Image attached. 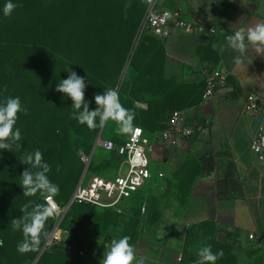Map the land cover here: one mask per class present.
Segmentation results:
<instances>
[{"label": "rangeland", "instance_id": "374dc122", "mask_svg": "<svg viewBox=\"0 0 264 264\" xmlns=\"http://www.w3.org/2000/svg\"><path fill=\"white\" fill-rule=\"evenodd\" d=\"M12 2L20 6L5 17L6 0H0V103L8 97H19L26 111L18 114L15 126L21 131L22 147L13 151L0 149V198L14 207L8 223L22 215L19 211L25 203H45L39 193L23 196L19 185L22 172L31 167L21 160L25 153L39 149L51 166L49 179L60 189L54 200L62 213L47 220L45 230L49 237L62 220L57 231L61 239L50 244L36 264L48 260L46 254L51 251L71 256L80 249L91 253L105 251L115 230L130 237L141 233L142 226L135 228L131 222L145 215L142 208L149 204L151 186L149 183L119 215L82 202L72 203L64 213L84 172L113 177L120 171L122 160L101 148L92 154L101 127L90 130L73 119L72 101L55 91L57 83L68 77L67 68L85 78V99L90 110L97 107L96 94L117 89L121 104L135 113L134 126H142L152 144L167 128L175 110L186 111L197 102L200 85L185 84L182 70L170 58L167 45L140 31L144 0ZM126 4L131 5L127 18ZM117 127L115 122H107L102 136L124 141L128 135L118 134ZM153 152L157 153V149ZM82 153L90 159L83 161ZM157 162L153 164L156 166ZM131 214L134 218L130 220ZM10 227L11 234L0 238L4 242L0 264H33L49 237H42L38 251L21 254L17 245L23 240L22 231H14L11 224ZM182 239L180 264H195L199 248L206 245H211L214 253L223 250V257L216 264H263L257 254L228 242L220 230L211 226H193L185 230Z\"/></svg>", "mask_w": 264, "mask_h": 264}, {"label": "crops", "instance_id": "0c3cea01", "mask_svg": "<svg viewBox=\"0 0 264 264\" xmlns=\"http://www.w3.org/2000/svg\"><path fill=\"white\" fill-rule=\"evenodd\" d=\"M171 5L219 30L214 36L179 33L166 43L182 70V81L200 85L197 102L184 111L197 133L178 147L154 144V168L165 176L155 175L150 182L145 215L131 222L142 231L129 236V243L145 264H180L185 230L207 225L257 254L264 264V165L250 150L259 118L245 113L247 96L257 94L264 127V56L250 46L236 65L232 58L237 53L226 50L228 35L240 28L246 34L249 27L264 23V0H172ZM214 70L228 74L226 86L203 100L205 75ZM112 234L117 240L125 235L116 230ZM103 254L87 251L84 263L100 264Z\"/></svg>", "mask_w": 264, "mask_h": 264}, {"label": "clouds", "instance_id": "9594fccd", "mask_svg": "<svg viewBox=\"0 0 264 264\" xmlns=\"http://www.w3.org/2000/svg\"><path fill=\"white\" fill-rule=\"evenodd\" d=\"M6 0L3 6L5 17L11 16L13 11L19 7ZM130 4L124 6V15L127 18V9ZM170 16V13H166ZM252 47L257 55L264 56V23H257L255 26L246 30L237 29L233 34L226 37V50L237 53L232 58L236 65L242 63V58L246 55L249 47ZM69 75L66 79L60 80L55 91L64 94L72 101L71 107L74 109L72 118L79 124L86 125L90 130L97 127H104L107 122L116 123L118 134H134L137 129L134 126L135 113L125 108L119 97V92L115 88H108L102 94L94 96L95 110L89 109V102L85 99L86 83L85 78L77 75L70 68L66 69ZM26 111L21 105L19 97H8L3 103H0V149L13 151V148L19 150L22 145L21 131L15 127L18 114ZM21 163L28 167L21 174L20 186L23 189V196L33 197L38 193L44 199V204H33L32 201L25 203L20 211L22 215L19 218L11 220V226L14 231H22L23 240L18 243L17 251L21 254L38 251L42 242V237L47 239L49 233L45 230L46 222L49 218L57 214L56 205L53 203L54 197L59 195V186L53 183L48 173L51 166L44 161L43 154L39 149L33 153H25ZM59 171V166H57ZM117 209V212H120ZM129 236H123L120 239H112L110 243L105 244V251L100 264H145L143 257H137L133 245L129 243ZM3 240H0V247L3 246ZM199 259L195 264H216V261L223 257V250L214 253L211 245L202 246L198 250Z\"/></svg>", "mask_w": 264, "mask_h": 264}, {"label": "built area", "instance_id": "2783aa9c", "mask_svg": "<svg viewBox=\"0 0 264 264\" xmlns=\"http://www.w3.org/2000/svg\"><path fill=\"white\" fill-rule=\"evenodd\" d=\"M146 11L141 22L140 31L147 32L165 44L179 33L203 34L214 36L218 33V26L207 22L202 17L190 16L182 7H168L172 0H145ZM166 13H170L168 16ZM228 74L220 70L208 72L204 78L203 100L214 97L218 89L226 86ZM245 113L254 119L259 118L257 128L250 142V150L255 161L264 165V127L260 120V97L249 94L246 98ZM137 131L128 135L127 139L116 144L111 138L101 136L97 148L115 152L122 160L120 171L113 177L99 174H85L83 180L77 185L73 194L74 202H82L101 208H112L123 211L125 203L141 192L156 175L164 178L163 170L153 166L151 154L154 144L150 141L144 128L136 125ZM197 133V125L191 124L183 110H175L170 117L167 128L162 131L157 141L162 142L166 148H174L188 141ZM83 161L90 158L82 153ZM123 167V169H122ZM55 200H53L54 203ZM56 205V204H55ZM145 206L142 208L145 211ZM58 215L62 213L56 205ZM61 236H54L49 245ZM254 238V235H250ZM77 256L84 259V249L78 250Z\"/></svg>", "mask_w": 264, "mask_h": 264}, {"label": "trees", "instance_id": "16d2710c", "mask_svg": "<svg viewBox=\"0 0 264 264\" xmlns=\"http://www.w3.org/2000/svg\"><path fill=\"white\" fill-rule=\"evenodd\" d=\"M168 7H173L171 5V1H169L167 3ZM145 11H146V1L144 0V14H145ZM143 14V15H144ZM144 17V16H143ZM203 92H204V88H203ZM202 96H203V93H202ZM145 130V129H144ZM146 132V130H145ZM104 137V136H103ZM128 137V136H127ZM126 137V139H127ZM112 139V138H111ZM125 139V140H126ZM113 140V139H112ZM124 140V141H125ZM116 144H121L123 143L124 141H121V142H116L115 140H113ZM102 149V148H101ZM109 152H112V151H109ZM118 158L119 156L113 152ZM121 159V158H120ZM88 174V173H87ZM143 191V190H142ZM141 191V192H142ZM141 192H139L138 194H136L134 197H132L130 200H128L125 205L123 206V210L125 209V207L128 205L129 202H131L134 198H136ZM1 198H0V238L2 235H8V233H10V230H11V227H10V224L8 223V221L10 220V217H11V211L14 210V207H12L10 205L9 202L5 201L3 199V201L7 202L8 206L1 202ZM86 204V203H85ZM93 208H100L101 210H103L102 212L104 213H113L114 215H119V212H117L116 210L112 209V208H101V207H97V206H93V205H90V204H87ZM21 209V208H20ZM21 213V211H19ZM123 212V211H122ZM121 212V213H122ZM140 212V211H138ZM117 218V217H116ZM98 218H95V220H97ZM94 220V221H95ZM106 222H109L111 223L110 221H106ZM85 225V224H84ZM4 227V228H3ZM11 234V233H10ZM14 235V234H12ZM46 252V251H45ZM44 252V253H45ZM43 253V254H44ZM42 254V255H43ZM42 257V256H41ZM40 257V258H41ZM46 257H49L48 260H40L39 264H58L57 261L58 259L59 260H62V259H66L67 261H69L68 263L69 264H85L84 263V260H82V258H79L77 255L74 256V255H69V254H65V253H58V252H54V251H51L49 252L48 254H46ZM51 260V261H50Z\"/></svg>", "mask_w": 264, "mask_h": 264}, {"label": "water", "instance_id": "95a60500", "mask_svg": "<svg viewBox=\"0 0 264 264\" xmlns=\"http://www.w3.org/2000/svg\"><path fill=\"white\" fill-rule=\"evenodd\" d=\"M103 128H104V127L101 128V130H100V132H99V134H98L97 140H96V142H95V144H94V147H93L92 154H93V152L97 149L98 140H99L100 137L102 136ZM92 154H91V155H92ZM85 174H86V173L84 172V174H83V176L81 177V179H80V181H79L78 184L81 183V181L83 180ZM72 203H74V199H73V197H72V199H71L69 205L67 206V208L64 210V213H66V212L68 211V209L70 208V206L72 205ZM61 220H62V219H61ZM61 220L58 221L57 224L55 225V227H54V229H53V231H52V233H51V236L49 237V239L47 240V242H46L45 245L43 246L42 250L40 251L39 255L37 256V258L35 259V261L33 262V264H36L37 261H38V260L40 259V257L42 256V254L48 249V247H49V243H50L51 239H52L54 236H56L57 231L60 229V223H61Z\"/></svg>", "mask_w": 264, "mask_h": 264}, {"label": "bare ground", "instance_id": "6f19581e", "mask_svg": "<svg viewBox=\"0 0 264 264\" xmlns=\"http://www.w3.org/2000/svg\"><path fill=\"white\" fill-rule=\"evenodd\" d=\"M54 204H56L57 205V203L54 201ZM58 206V205H57Z\"/></svg>", "mask_w": 264, "mask_h": 264}]
</instances>
